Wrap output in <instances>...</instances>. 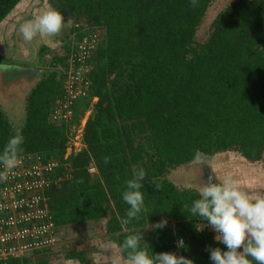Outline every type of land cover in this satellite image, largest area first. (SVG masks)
I'll list each match as a JSON object with an SVG mask.
<instances>
[{
  "label": "trees",
  "instance_id": "obj_1",
  "mask_svg": "<svg viewBox=\"0 0 264 264\" xmlns=\"http://www.w3.org/2000/svg\"><path fill=\"white\" fill-rule=\"evenodd\" d=\"M21 1L0 0V23ZM46 1L64 18L83 19L90 30L102 27L105 36L91 58L90 94L76 104L72 123L52 121L51 113L74 47L53 56L52 65L38 75L18 129L25 138L20 156L38 154L69 166L70 177L46 192L57 230L107 219L106 234L119 250L147 223L167 219L168 226L153 230L141 247L149 254L175 252L193 264H212L209 249L226 246L215 241L210 226H204L209 232L197 229L206 223L190 215L198 191L179 189L167 177L196 160L197 152L207 161L229 150L248 162L264 157V0L226 5L201 44L195 35L212 0H198L196 7L189 0ZM73 31L75 43L89 35L81 27ZM4 62L9 59L0 54V65ZM87 111L82 148L64 159L71 126ZM15 133L0 108V151ZM134 168L147 174L145 205L138 220L125 223L122 192ZM181 238L186 249L176 247ZM88 249L74 246L65 257L85 264ZM0 264L49 263L17 257Z\"/></svg>",
  "mask_w": 264,
  "mask_h": 264
},
{
  "label": "rangeland",
  "instance_id": "obj_2",
  "mask_svg": "<svg viewBox=\"0 0 264 264\" xmlns=\"http://www.w3.org/2000/svg\"><path fill=\"white\" fill-rule=\"evenodd\" d=\"M232 1L234 0H212L197 29L195 35L196 43L201 44L208 39L212 29V22L216 15ZM49 8L53 7L46 0H22L0 23V54L9 59V62H4L3 64L11 66L8 71H0V108L11 122L12 129L15 132L23 125L26 98L37 81L38 75L43 74L48 65H52L50 63L53 56L64 55L68 48L74 47L76 35L73 29L81 27L89 34L96 33L100 42H103L105 37L102 27H94L90 30L83 19L76 22L73 16H68L64 18L66 23L58 35L52 37L38 36L31 42H25L20 32L21 24L34 20ZM41 48H44L42 56L38 58ZM37 59H41L42 64H38ZM91 64L92 66L94 64L92 60ZM34 68L38 74L34 72ZM88 115L89 111L81 118L79 125L71 126L70 139L79 150L82 148L80 140L82 127ZM238 156L236 152L229 150L217 153L209 161L201 162V164L194 160L190 164L171 171L167 178L179 189H194L198 191L204 182H208L206 166L211 176L216 177L217 182H220L219 173L216 171V161H223L227 164L225 167L227 171L232 172L238 167L245 170L243 173L241 172V182L238 183L241 190L252 197L259 196V192L256 188L254 189L252 182H256V176L254 177L251 174L249 168H253V165H255L258 171L264 173V157L258 162H248L245 159L237 158ZM226 161H229L231 165H228L229 163ZM91 174H95L94 168H91ZM261 191L263 192L264 190ZM260 195L264 196V192L260 193ZM106 220L72 224L60 228L57 230V244L53 248L29 255L28 258L32 262L47 260L49 264H82L77 260L66 259L65 255L74 246L79 248L83 246L84 248H89L87 253L88 262L85 264H114L117 259H119V264H128V261L120 255L117 245L112 243L106 234ZM209 229V227H203L199 230L201 232H209ZM152 232L151 228H146L143 233V240H148Z\"/></svg>",
  "mask_w": 264,
  "mask_h": 264
},
{
  "label": "clouds",
  "instance_id": "obj_3",
  "mask_svg": "<svg viewBox=\"0 0 264 264\" xmlns=\"http://www.w3.org/2000/svg\"><path fill=\"white\" fill-rule=\"evenodd\" d=\"M192 7L198 6V0H189ZM60 11L49 8L34 20L21 24L20 32L25 42H31L36 37H52L58 35L64 24ZM9 65H0V71H8ZM25 138L18 131L11 136L0 151V182H7L13 170L18 166L19 156L23 152ZM195 159L201 164L207 157L200 152ZM109 162L108 158L104 161ZM147 174L143 168H134L132 178L125 182L122 199L128 205L125 223L138 220L144 210V181ZM213 180L215 182H213ZM154 182V181H153ZM159 190V185L154 182ZM199 198L194 200L190 215L200 217L216 233L217 243L226 246L209 249V259L212 264H264V196L252 197L242 191L239 184L229 175L217 182L216 177H210L208 182L198 189ZM168 226L167 219L147 225L137 234L127 236L119 246V251L126 255L128 264H193V261L175 252L149 254L141 247L142 229L163 230ZM203 227L197 228L202 229ZM178 249H186L183 239L176 242ZM119 264V259L114 261Z\"/></svg>",
  "mask_w": 264,
  "mask_h": 264
},
{
  "label": "built area",
  "instance_id": "obj_4",
  "mask_svg": "<svg viewBox=\"0 0 264 264\" xmlns=\"http://www.w3.org/2000/svg\"><path fill=\"white\" fill-rule=\"evenodd\" d=\"M98 44L96 33L75 43L62 71V93L52 104V121L72 123L76 104L89 96L91 58ZM96 100L92 98L93 102ZM78 151L70 139L64 159ZM70 175L69 166L62 161L44 159L38 154L19 156L18 166L8 181L0 182V263L28 257L57 244V228L46 192L51 187L61 186Z\"/></svg>",
  "mask_w": 264,
  "mask_h": 264
},
{
  "label": "crops",
  "instance_id": "obj_5",
  "mask_svg": "<svg viewBox=\"0 0 264 264\" xmlns=\"http://www.w3.org/2000/svg\"><path fill=\"white\" fill-rule=\"evenodd\" d=\"M237 158H242L241 156H238ZM244 159V158H242ZM243 161V160H242ZM246 161V160H245ZM228 162L229 164L228 165H231L229 161H226ZM217 165H216V168H217V173H219V180H223L224 177L226 176H229L231 175L234 180L237 182V183H240L241 182V172L243 173V171L245 170H242L240 167H238V169H234L232 172L231 171H227V169L225 168L227 166V164L223 161H216ZM251 166V165H250ZM249 170L251 171V174L254 175V177L256 176V182L255 181H252L253 182V187L254 189L256 188V190L259 192V196L260 193H263L261 190H264V173L262 171H258L257 167H255V165H253V168H249ZM264 170V169H263ZM235 174V176H233Z\"/></svg>",
  "mask_w": 264,
  "mask_h": 264
},
{
  "label": "water",
  "instance_id": "obj_6",
  "mask_svg": "<svg viewBox=\"0 0 264 264\" xmlns=\"http://www.w3.org/2000/svg\"><path fill=\"white\" fill-rule=\"evenodd\" d=\"M206 174H207V177H208V180H209V178L212 177V176H211L207 166H206ZM213 182H214V180H213Z\"/></svg>",
  "mask_w": 264,
  "mask_h": 264
}]
</instances>
